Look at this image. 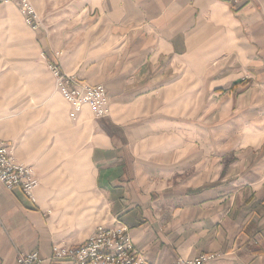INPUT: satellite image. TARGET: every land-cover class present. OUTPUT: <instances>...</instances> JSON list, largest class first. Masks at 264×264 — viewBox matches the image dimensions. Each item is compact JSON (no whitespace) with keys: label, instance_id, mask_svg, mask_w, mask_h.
Listing matches in <instances>:
<instances>
[{"label":"crops","instance_id":"1","mask_svg":"<svg viewBox=\"0 0 264 264\" xmlns=\"http://www.w3.org/2000/svg\"><path fill=\"white\" fill-rule=\"evenodd\" d=\"M78 18L45 28L29 90L0 91V138L39 178L34 200L0 183V264H71L54 245L116 220L152 264H264V0H81ZM49 60L103 84L110 114L73 118Z\"/></svg>","mask_w":264,"mask_h":264},{"label":"built area","instance_id":"2","mask_svg":"<svg viewBox=\"0 0 264 264\" xmlns=\"http://www.w3.org/2000/svg\"><path fill=\"white\" fill-rule=\"evenodd\" d=\"M20 5L27 14L30 23L31 16L36 17L35 10L27 0H21ZM46 58V56H44ZM49 59V57H47ZM56 87L71 109V116L90 107L97 117L110 114L106 87L93 84L66 73L61 66L48 61ZM0 183L9 191L21 188L34 200V191L39 185V178L33 166L16 159L14 148L0 138ZM56 259H67L71 264H152L135 247L126 223L116 220L112 225H100L79 245L58 244L53 246ZM216 254H202L197 257H179L176 264H205L215 259ZM42 261L38 251L20 252L16 264H40Z\"/></svg>","mask_w":264,"mask_h":264},{"label":"rangeland","instance_id":"3","mask_svg":"<svg viewBox=\"0 0 264 264\" xmlns=\"http://www.w3.org/2000/svg\"><path fill=\"white\" fill-rule=\"evenodd\" d=\"M20 1L0 0V91L29 90L34 77L39 78L34 72L48 56L46 27L57 29L59 38L63 27L66 31L80 27L81 0H27L36 13L30 23Z\"/></svg>","mask_w":264,"mask_h":264}]
</instances>
